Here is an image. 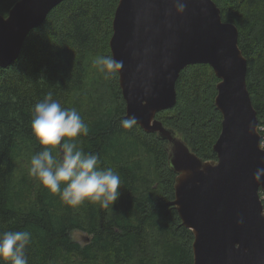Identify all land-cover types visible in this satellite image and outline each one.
Returning <instances> with one entry per match:
<instances>
[{"label": "trees", "instance_id": "obj_1", "mask_svg": "<svg viewBox=\"0 0 264 264\" xmlns=\"http://www.w3.org/2000/svg\"><path fill=\"white\" fill-rule=\"evenodd\" d=\"M18 1L0 0V15L7 17ZM212 1L222 21L238 30L248 63L247 90L264 128V0ZM118 3L63 1L29 32L18 59L0 68V231L31 233L29 264H193L194 236L167 205L175 198L176 173L166 141L137 124L121 128L127 118L118 74L106 79L94 67L97 56L112 57L109 40ZM218 82L208 65L186 67L176 82V104L156 114L203 161L217 159ZM49 92L88 125L78 146L119 174L120 195L113 206H67L29 174L31 156L42 150L32 134L33 108ZM74 231L85 233L87 242L75 241Z\"/></svg>", "mask_w": 264, "mask_h": 264}, {"label": "water", "instance_id": "obj_2", "mask_svg": "<svg viewBox=\"0 0 264 264\" xmlns=\"http://www.w3.org/2000/svg\"><path fill=\"white\" fill-rule=\"evenodd\" d=\"M66 0H19L0 15V68L19 57L30 31ZM183 3V12L177 4ZM125 102L147 133L167 143L176 173L177 211L193 236V264H264V213L259 191L264 168L258 118L246 85L248 63L238 46L235 25L223 22L212 0H119L109 40ZM208 65L219 82L214 105L222 116L213 146L216 160L203 161L156 114L176 104L179 74Z\"/></svg>", "mask_w": 264, "mask_h": 264}, {"label": "clouds", "instance_id": "obj_3", "mask_svg": "<svg viewBox=\"0 0 264 264\" xmlns=\"http://www.w3.org/2000/svg\"><path fill=\"white\" fill-rule=\"evenodd\" d=\"M185 5L177 4L183 12ZM94 67L111 78L120 62L112 57L97 56ZM134 117L120 122L123 129H132ZM31 129L41 145V151L30 159L29 174L59 197L67 206L78 208L85 203L108 208L119 198L121 178L111 168H103L97 154L87 153L78 146L81 137L89 132L88 125L75 108H65L49 92L33 108ZM55 153V155L53 154ZM255 181L264 179V168L253 175ZM31 233L20 230L0 231V264H29L27 249Z\"/></svg>", "mask_w": 264, "mask_h": 264}, {"label": "rangeland", "instance_id": "obj_4", "mask_svg": "<svg viewBox=\"0 0 264 264\" xmlns=\"http://www.w3.org/2000/svg\"><path fill=\"white\" fill-rule=\"evenodd\" d=\"M116 71V70H115ZM117 72V71H116ZM118 74V73H117ZM118 79H119V77H118ZM119 81V80H118ZM120 88V87H119ZM156 118V117H155ZM157 119V118H156ZM158 120V119H157ZM161 122V121H160ZM162 123V122H161ZM166 127V126H165ZM260 127V126H259ZM170 129V128H169ZM259 130V129H258ZM260 133V132H259ZM176 135L177 136H179L177 133H176ZM261 135V134H260ZM176 179V178H175ZM72 238L75 240V241H77V242H79V243H81V244H83V243H85V242H87V240H88V236L85 234V233H83V232H81V231H74V232H72Z\"/></svg>", "mask_w": 264, "mask_h": 264}, {"label": "built area", "instance_id": "obj_5", "mask_svg": "<svg viewBox=\"0 0 264 264\" xmlns=\"http://www.w3.org/2000/svg\"><path fill=\"white\" fill-rule=\"evenodd\" d=\"M259 129V132H263L264 131V128L263 127H258ZM261 148L264 149V135L262 134L261 135ZM259 200H260V203H261V206H262V209H263V213H264V192L263 191H259Z\"/></svg>", "mask_w": 264, "mask_h": 264}]
</instances>
